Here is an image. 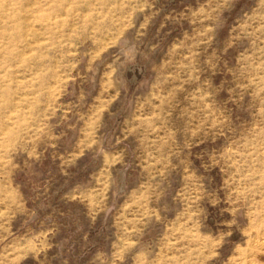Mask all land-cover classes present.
Here are the masks:
<instances>
[{"label":"rangeland","instance_id":"374dc122","mask_svg":"<svg viewBox=\"0 0 264 264\" xmlns=\"http://www.w3.org/2000/svg\"><path fill=\"white\" fill-rule=\"evenodd\" d=\"M255 254L264 0H0V264Z\"/></svg>","mask_w":264,"mask_h":264},{"label":"bare ground","instance_id":"6f19581e","mask_svg":"<svg viewBox=\"0 0 264 264\" xmlns=\"http://www.w3.org/2000/svg\"><path fill=\"white\" fill-rule=\"evenodd\" d=\"M263 232V231H262ZM261 234V233H260ZM260 237V236H259ZM256 239V238H255ZM251 241H253V240H251ZM254 241H256V240H254ZM250 242V241H249ZM251 243V242H250ZM252 255V254H251ZM242 256V255H241ZM246 261V260H245ZM254 261V262H253ZM253 261H252V264H264V262H259V260H258V255L257 254H255V256L253 257ZM240 262V261H239ZM242 262V261H241Z\"/></svg>","mask_w":264,"mask_h":264}]
</instances>
